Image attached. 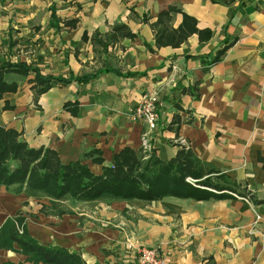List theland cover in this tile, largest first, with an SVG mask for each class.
I'll return each instance as SVG.
<instances>
[{"label":"crops","instance_id":"obj_1","mask_svg":"<svg viewBox=\"0 0 264 264\" xmlns=\"http://www.w3.org/2000/svg\"><path fill=\"white\" fill-rule=\"evenodd\" d=\"M169 6L195 18L199 29H209V40L191 35L177 48H156L150 24ZM71 21L73 28L66 25ZM180 22L181 14H173L172 27ZM116 23L136 38L95 50L91 36ZM20 44L27 49L19 50ZM4 58L56 78L109 69L86 83L57 84L36 100L33 73L6 74L17 90L0 96V125L19 132L29 147L49 148L61 162L81 161L100 175L123 148H140L146 126L129 115L151 93L159 108L151 135L155 155L171 159L180 149L173 138L183 137L201 162L218 171L211 182L222 184L214 177L223 175L227 186L200 187L212 195L198 199H67L60 216L50 209L39 212L47 198L0 187V227L20 213L32 238L75 251L87 264H138L141 247L156 249L162 264H264V205L240 195L246 186L257 199L264 196V0H0ZM176 115L180 123L171 126ZM89 151L102 163L85 157ZM220 193L224 196L213 197ZM24 260L0 249V264Z\"/></svg>","mask_w":264,"mask_h":264},{"label":"trees","instance_id":"obj_2","mask_svg":"<svg viewBox=\"0 0 264 264\" xmlns=\"http://www.w3.org/2000/svg\"><path fill=\"white\" fill-rule=\"evenodd\" d=\"M210 1L227 4L233 0ZM176 13L181 14V22L173 28L171 23L173 14ZM147 20L144 18L145 22ZM66 25L73 28L75 21L67 22ZM150 27L154 33L156 48L166 46L177 48L191 35H196L199 42H205L211 37L209 29H199L195 18L174 6L160 11ZM125 38L133 40L136 35L125 24L116 23L103 35L94 33L90 41L95 50L99 47L101 51H105L109 44ZM82 40H86V35H83ZM145 46L153 52L147 44ZM228 47L229 45L219 50L211 64L218 62ZM108 70V68L100 69L82 76H74L70 73L67 78H56L44 76L37 69L24 63H4L0 65V96L17 90L14 82L5 81L4 76L8 73L21 76L33 73L31 89L36 100L38 96L57 84L64 85L73 81L86 83L98 73ZM70 112L75 114L74 110ZM179 123V116H174L171 126H177ZM95 153L97 152L89 151L85 153V157L101 164L100 157H93ZM217 173L214 168L201 162L189 148L180 147L174 157L162 161L155 155L154 150L146 153L141 148L133 150L127 147L114 155L110 166L102 167L100 175H94L81 161L63 163L55 151L45 147H29L21 139L19 132L0 125V187L14 194L23 192L34 199L47 198L48 204H42L39 210L44 215L48 214V209L57 216L66 213L60 203L67 199L109 203L147 202L168 195L205 198L212 194L200 187L219 191L226 189L223 175L214 177L220 179L222 184L211 182V176ZM187 179L193 180L194 183L191 184ZM240 195L255 205H264V196L257 199L250 191H246V186L242 188ZM220 196H224V193L213 195V197ZM24 221V216L16 213L14 217L6 219L0 227V249L25 256L24 262L1 264H87L75 251L39 243L28 234Z\"/></svg>","mask_w":264,"mask_h":264},{"label":"built area","instance_id":"obj_3","mask_svg":"<svg viewBox=\"0 0 264 264\" xmlns=\"http://www.w3.org/2000/svg\"><path fill=\"white\" fill-rule=\"evenodd\" d=\"M158 98L155 94L147 93L144 94L138 105L131 111L129 117L132 121H141L145 124L146 130L141 134L140 138V148L143 152H150L153 150L152 144V133L157 127L158 123ZM173 142L185 149L188 148V143L183 137L173 138ZM191 184L194 183L193 180L187 179ZM138 264H162V260L156 249L141 247L137 254Z\"/></svg>","mask_w":264,"mask_h":264},{"label":"rangeland","instance_id":"obj_4","mask_svg":"<svg viewBox=\"0 0 264 264\" xmlns=\"http://www.w3.org/2000/svg\"><path fill=\"white\" fill-rule=\"evenodd\" d=\"M23 44H26V43H23ZM20 45H21V47L19 48V50H20V49H21V50H25V49H27V48L22 47V44H20ZM33 45H36V44H33ZM17 49H18V48H17ZM10 55H11V54H10ZM17 59H18V58H17ZM17 59H13V61H15V60H17ZM0 60H2V63H3V62L10 63V62H8V61H11L10 58H8V60L6 59V61H5V58H4V59H0ZM249 190L253 192L252 187L249 188ZM242 198H243V197H242ZM243 199L245 200V202H248L247 199H245V198H243Z\"/></svg>","mask_w":264,"mask_h":264}]
</instances>
